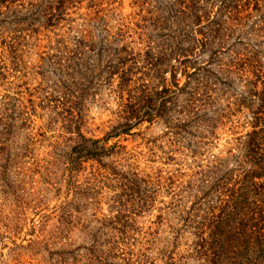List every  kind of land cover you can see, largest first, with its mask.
Listing matches in <instances>:
<instances>
[{"label":"rangeland","instance_id":"374dc122","mask_svg":"<svg viewBox=\"0 0 264 264\" xmlns=\"http://www.w3.org/2000/svg\"><path fill=\"white\" fill-rule=\"evenodd\" d=\"M73 1L62 19L51 20L56 3L49 9L18 0L13 12L33 17L0 29V264H203L182 218L194 205H208L203 197L214 190L205 176L237 174L235 156L253 131V113L264 110L250 97L263 85L235 59L247 53L264 63V11L252 9L240 24L234 13L224 15V26L247 36L212 64L223 83L206 116L194 121L187 113L192 79L166 100L163 117L110 138L108 156L71 169L77 128L104 141L134 107L154 108L164 90L176 91L173 70L159 73L153 56L165 36L190 30L179 15L189 0ZM229 1L210 0L205 15L213 21ZM208 24L203 18L190 37ZM208 60V52L182 66L172 60L180 86L192 72L186 66Z\"/></svg>","mask_w":264,"mask_h":264},{"label":"trees","instance_id":"16d2710c","mask_svg":"<svg viewBox=\"0 0 264 264\" xmlns=\"http://www.w3.org/2000/svg\"><path fill=\"white\" fill-rule=\"evenodd\" d=\"M17 1L0 0V29H8L10 24L17 28L21 20L33 17L32 11L23 15H20L21 13H18V11L13 12ZM225 1L222 0L221 3ZM36 2L40 4H46L45 2H47L49 9H52L53 4L56 3L58 14L52 15L51 20L55 18L57 20L62 19V12H65L67 7L75 4L73 0H36ZM188 2L187 11H183L179 15L188 20L190 30L187 29L185 35L179 31L174 35L165 36L163 42H159L158 53L153 56L160 62L158 67H161V70L159 73L164 74L167 73L168 69L173 70L176 91L171 92V95H169V89L164 90L163 95L166 93V96H163L162 102L154 108L152 106H145L141 109L134 107L133 114L130 113L125 118V122L108 134L104 141L86 139L79 133L77 128L78 139L70 151L68 160L71 169L77 168L78 164L85 160H97L108 156L110 148H107L105 144L110 138L121 134H129L142 122H152L156 117H163L161 113L166 103H168L166 100L173 99L176 92L186 91L191 85L192 79H195L196 84L190 89L191 91L188 90V104L191 108L187 113L188 115L189 112L193 114L194 121L204 115L206 116V113H203L204 110L212 107V103L216 100L213 95L216 93L218 85L223 83L222 74L219 73L221 68L219 67L216 71V69H213L212 64L219 62L220 55L224 54V50L235 48L236 43L242 44L241 36H247V34L243 35V28L224 26V23H222L224 15L226 12H229V14L234 13L235 17H238L236 21L240 24L244 19L249 20L253 17L251 12H263L264 0H230L228 5L224 6L223 9H219L216 14L218 18L213 21H210L209 16L205 15L210 0H189ZM38 6L32 4V9L38 8ZM162 12L165 17L167 15L166 11ZM243 12L250 13L241 18ZM10 14L11 16H9ZM203 18L209 24L204 29L199 28V32L190 37V33L194 31V28L200 27ZM185 27L187 28V26ZM197 34H201L202 38H198ZM13 39H16V37ZM232 39L235 41L230 45ZM185 43H188L189 46H185ZM7 46L8 49L12 50L14 42L10 43V46L7 44ZM198 49H200V53H196ZM246 50L244 48V51ZM205 52L209 53L208 62L200 67L186 66L188 69L191 68L192 72L185 74L187 81L183 86H180L176 79V70H174L176 65H172V60L175 59L178 66H182L190 62L191 57L198 58L199 55ZM252 55H255L251 58L254 59L256 54ZM235 59L239 60L241 67L248 69L255 79L256 85L259 83L261 86L263 85L261 92L252 90L250 97L252 100L257 99L260 103H264V63L259 64V61L256 63L250 62L247 53L238 52ZM201 72H203V76H200ZM63 98L65 100L66 97ZM67 99L74 100L72 95ZM72 111L75 112L74 108L71 113ZM263 111L261 108L253 113V115H256V123L252 127L253 131L244 137L245 141L240 146V153L235 156L237 162H239L237 174L235 175L232 171H226L225 169L224 172H220L221 175L213 176V174H210L211 176H205L203 184L207 185L205 186L206 189L210 192L214 190L212 194L207 192L203 197L208 205H204V202L198 206L194 205L186 217L182 218L185 223L182 230H191V233L197 238L195 246L201 250L203 264H264ZM214 120L211 119L210 121L213 122ZM176 127L178 128V126ZM214 198L216 199L215 204H213ZM182 230H179L177 235L180 236ZM204 234H207V238L203 236Z\"/></svg>","mask_w":264,"mask_h":264}]
</instances>
